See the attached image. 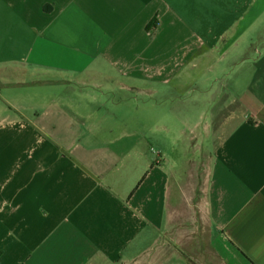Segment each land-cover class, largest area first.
<instances>
[{"label": "crops", "instance_id": "0c3cea01", "mask_svg": "<svg viewBox=\"0 0 264 264\" xmlns=\"http://www.w3.org/2000/svg\"><path fill=\"white\" fill-rule=\"evenodd\" d=\"M0 264H264V0H0Z\"/></svg>", "mask_w": 264, "mask_h": 264}, {"label": "rangeland", "instance_id": "374dc122", "mask_svg": "<svg viewBox=\"0 0 264 264\" xmlns=\"http://www.w3.org/2000/svg\"><path fill=\"white\" fill-rule=\"evenodd\" d=\"M164 95L165 97L161 100L156 99V104H157V111H160L163 114L169 113L171 111V105L172 101L170 100L171 96V90H164ZM169 99V100H167ZM189 99V98H188Z\"/></svg>", "mask_w": 264, "mask_h": 264}]
</instances>
